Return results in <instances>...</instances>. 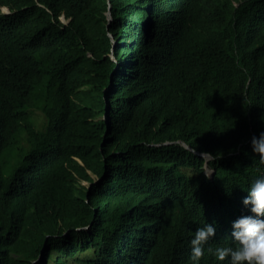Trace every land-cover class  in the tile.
Wrapping results in <instances>:
<instances>
[{
  "label": "trees",
  "instance_id": "16d2710c",
  "mask_svg": "<svg viewBox=\"0 0 264 264\" xmlns=\"http://www.w3.org/2000/svg\"><path fill=\"white\" fill-rule=\"evenodd\" d=\"M260 131L264 0H0V264H221Z\"/></svg>",
  "mask_w": 264,
  "mask_h": 264
},
{
  "label": "clouds",
  "instance_id": "9594fccd",
  "mask_svg": "<svg viewBox=\"0 0 264 264\" xmlns=\"http://www.w3.org/2000/svg\"><path fill=\"white\" fill-rule=\"evenodd\" d=\"M5 9L8 11V8ZM250 144L258 156L259 164L264 165V131L253 135ZM246 192L242 204L248 209V214H242L231 222L230 235L235 246L207 248L221 264L225 261L227 264H264V175L256 177ZM215 234L214 223L205 222L195 229L190 240L191 264H200L205 245Z\"/></svg>",
  "mask_w": 264,
  "mask_h": 264
},
{
  "label": "bare ground",
  "instance_id": "6f19581e",
  "mask_svg": "<svg viewBox=\"0 0 264 264\" xmlns=\"http://www.w3.org/2000/svg\"><path fill=\"white\" fill-rule=\"evenodd\" d=\"M109 70H110V64H109V69H108V75H109ZM177 132H169L168 136H176ZM183 132L186 134L185 137H181L182 141L184 143V147L186 149H189V150L193 151L196 154L202 155L204 158H210V155H222V154H225L228 151H231V154H232L233 158H242L243 157L242 152H239L238 155H235L234 146L238 144V141L236 139H233L232 142H229L227 139H225V137H215L211 149H205L204 147H203V149H200V148L197 147L196 138L191 139L189 131H183ZM193 134L194 135L196 134L195 131H193ZM208 134H212L213 135V133H210L209 131H208ZM250 141H251V139H250ZM250 141H249L248 155H249V157L251 159V163H252L253 168L255 170H257L258 156H257L256 153H255V155H252L254 152L252 151V147H251ZM193 144L196 145L197 149H193L192 148ZM221 147L224 148L223 151L215 150V148H221ZM208 167H210L208 169L209 173L206 174V172H205V175L208 176V178H210V180L212 181V177L216 174V173H213V171H212L213 168L216 167L215 164H211L210 165L207 162H203V166L201 168H197L196 171L200 172L202 168H208ZM209 191H210V193L213 194V197L215 199H217L219 201H224V198H222V197L218 198V197H220L219 194H221L220 189H216L215 188V189L212 190V189L209 188Z\"/></svg>",
  "mask_w": 264,
  "mask_h": 264
},
{
  "label": "rangeland",
  "instance_id": "374dc122",
  "mask_svg": "<svg viewBox=\"0 0 264 264\" xmlns=\"http://www.w3.org/2000/svg\"><path fill=\"white\" fill-rule=\"evenodd\" d=\"M5 11H7L6 9H5ZM115 42H116V40H114ZM108 56H109V58H111L112 60H114L115 61V54H114V52L113 51H110L109 49H108ZM107 110V109H106ZM36 115H37V117L40 119V115L39 114H37L36 113ZM106 115V114H105ZM105 115H104V117H105ZM106 118V117H105ZM85 184H87V183H85ZM89 185H91V184H89Z\"/></svg>",
  "mask_w": 264,
  "mask_h": 264
},
{
  "label": "water",
  "instance_id": "95a60500",
  "mask_svg": "<svg viewBox=\"0 0 264 264\" xmlns=\"http://www.w3.org/2000/svg\"><path fill=\"white\" fill-rule=\"evenodd\" d=\"M109 19L111 20V12H108Z\"/></svg>",
  "mask_w": 264,
  "mask_h": 264
}]
</instances>
